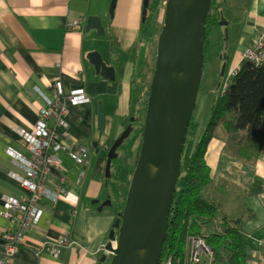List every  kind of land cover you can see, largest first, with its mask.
<instances>
[{"label": "crops", "instance_id": "1", "mask_svg": "<svg viewBox=\"0 0 264 264\" xmlns=\"http://www.w3.org/2000/svg\"><path fill=\"white\" fill-rule=\"evenodd\" d=\"M223 3L233 50L237 51L233 66H237L245 58V48L264 31V0ZM108 7L109 0H0L1 259L10 255L17 264H97L104 254H111L105 246L118 211L105 203L109 198L106 146L125 130L132 116V88L135 79L147 72L144 70L149 59L148 52H144L141 68L139 52L142 46L148 51L150 42L140 37L148 15L143 14L144 0H118L114 16ZM91 14L102 17L104 34L86 30ZM98 52L107 64L105 71H97L90 59V54ZM58 82L66 93L82 87L89 97L87 101L68 103V125L61 128L72 143L88 148L89 161L84 166L85 174L80 176L83 167L66 151H60L61 164L49 170L45 186L63 185L67 195L57 200L42 197L39 222L29 225L23 244L8 255L5 200L28 195L30 190L11 174L27 175L24 166L16 164L7 150L12 146L33 158L31 142L23 131L37 130L41 110L47 106L45 96L57 97L54 85ZM100 107L106 120L103 131ZM223 136L214 133L205 151L213 178L211 186L238 193L231 201L232 205L239 202L232 219L239 221L250 251L249 260L264 264V141L257 157L246 160L227 151ZM140 143V135H135L134 154L119 151L128 162L118 173V180L123 183L131 181ZM50 242L61 244L59 251L50 252L43 247Z\"/></svg>", "mask_w": 264, "mask_h": 264}, {"label": "water", "instance_id": "2", "mask_svg": "<svg viewBox=\"0 0 264 264\" xmlns=\"http://www.w3.org/2000/svg\"><path fill=\"white\" fill-rule=\"evenodd\" d=\"M118 0H111L114 16ZM151 0H144V17ZM214 0H166L165 17L158 37L156 63L150 84L139 157L133 169L124 208L109 234L106 250L110 264H160L168 237L172 204L182 173L187 133L197 105L204 72L207 22ZM221 4H219L220 6ZM222 17V14H221ZM188 19L189 27L185 25ZM228 23V21H226ZM104 34L102 17H87L86 30ZM97 71L107 69L101 54H90ZM226 65L223 66L222 74ZM111 75L114 77L113 70ZM79 83V80H73ZM108 151L106 176L110 175L119 147L134 131L133 120ZM101 131L105 115L99 109ZM97 146V143H95ZM153 201L151 206L149 203ZM105 203L112 204L111 198ZM107 260L104 254L97 264Z\"/></svg>", "mask_w": 264, "mask_h": 264}, {"label": "trees", "instance_id": "3", "mask_svg": "<svg viewBox=\"0 0 264 264\" xmlns=\"http://www.w3.org/2000/svg\"><path fill=\"white\" fill-rule=\"evenodd\" d=\"M218 1L220 0L213 1V7L214 5L219 7L221 3ZM157 3L154 1L155 6ZM220 18L216 10H211L209 13L206 48L210 28L221 23ZM146 84L145 80L135 79L132 88V116H135L132 123L137 134L144 128L147 104L143 107L141 103ZM143 108L144 114H142ZM212 111L211 121L200 136H198L199 121L194 115L192 117L161 262L171 256L174 264H184L187 237L190 233L206 237L214 251V264H248L251 259L239 221L224 216L219 222L218 203L205 195L213 180L211 168L205 159V151L214 135L215 127L222 121L229 136L227 151L246 160H254L257 157L259 147L264 141V61L257 64L245 58L240 64L238 74L233 77L226 90L217 95ZM129 123L131 120L127 124ZM125 141L126 139L120 147L126 146ZM122 157L120 153L117 159H113L110 175L106 177L108 197L111 198L118 215L124 208L129 188V184L118 180V173L124 163L120 160ZM211 225L216 229L203 232ZM218 251L222 252L219 256L216 254ZM111 257L112 253L107 255V260ZM106 261L104 264H110L105 263Z\"/></svg>", "mask_w": 264, "mask_h": 264}, {"label": "built area", "instance_id": "4", "mask_svg": "<svg viewBox=\"0 0 264 264\" xmlns=\"http://www.w3.org/2000/svg\"><path fill=\"white\" fill-rule=\"evenodd\" d=\"M244 56L258 63L264 61V31L258 35L253 45H249L244 50ZM239 65L233 66L228 70V74L234 77L239 72ZM56 98L45 96L42 90L38 91L45 96L47 106L41 110V118L37 130L33 132H24L23 134L31 142V151L33 158L23 155L14 147L8 148V153L12 160L19 165H23L27 175L11 172L25 187L30 190V194L21 196H11L5 200L4 214L9 220L4 235L8 241V255L13 253L24 241L25 230L29 225L39 222L43 208L40 201L43 196H49L54 200L67 195V190L63 185L56 188L45 186V180L52 167H58L62 158L60 151H66L83 168L80 176L85 174L84 166L88 163V148L79 144L76 145L69 140L65 131L61 128L67 127V113L69 111L68 103H76L89 100L82 87H76L71 92L66 93L60 82L54 85ZM52 119V123H49ZM65 242L67 239L64 240ZM57 242L45 243L44 248L50 252L59 251ZM41 248V249H44ZM214 251L208 244L203 235H188L187 249L184 257V264H214ZM168 264H173V258L170 256ZM0 264H17L12 261L10 255L6 258H0ZM248 264H254L249 261Z\"/></svg>", "mask_w": 264, "mask_h": 264}, {"label": "rangeland", "instance_id": "5", "mask_svg": "<svg viewBox=\"0 0 264 264\" xmlns=\"http://www.w3.org/2000/svg\"><path fill=\"white\" fill-rule=\"evenodd\" d=\"M154 1H157V5H154ZM221 3L219 7L212 8L213 11H217V14L220 18L221 23L215 24L213 27L210 28L209 31V41L207 42V48L205 52V64H204V72L203 77L200 85L197 105L194 111V117L196 120L199 121V128H198V136H200L201 133L204 132L205 128L207 127L208 123L211 121L212 114H213V103L215 102L217 95L220 93H223L228 85L232 82L233 77L229 76L228 70L233 67L234 64H236V58L237 54L235 55V51L233 50L234 44L230 38V29L228 26V16L225 12L224 3L223 0L218 1ZM110 3L111 0H109V7L108 11L110 9ZM166 0H151L150 1V7L147 15V19L143 23L142 30H141V39H144V42H148V51H145V47L142 46L141 50L139 52L140 58L139 61L141 62L140 67L142 68L144 66V60H145V54L144 52H148L149 59L147 60V64L144 71H147L142 76L139 75L137 78L140 81L145 80L147 82L146 86H144V94H143V100L141 105L143 107L148 102V96L150 92V84L153 76V71L156 63V55H157V45H158V37L160 34V31L162 29L164 17H165V8H166ZM96 32V29H91ZM97 34V33H96ZM98 35V34H97ZM100 35V34H99ZM102 38H104V35H101ZM101 44V43H99ZM254 42L251 44L253 45ZM247 58V57H245ZM244 58V59H245ZM243 59V60H244ZM242 60V61H243ZM241 63L238 65L240 66ZM226 65L225 72L222 74L223 66ZM237 65V66H238ZM140 68V71L142 69ZM240 68V67H239ZM145 113V110L143 108L142 114ZM129 122V120H128ZM127 122V123H128ZM128 125V124H127ZM135 131L134 135L130 138H126V147L121 146L119 147V151L123 152L125 150V154H127V150L129 151V154H134V138L135 135H140V139L142 140V133H138ZM214 133L216 135H225L227 143L229 141V136L226 133V130L224 128V125L222 121L218 123V125L214 129ZM141 145V143H140ZM139 151L140 146L137 152L135 153V163L134 167L137 163L138 157H139ZM121 153V157H122ZM117 159V158H116ZM120 160H122L123 165H127V159L126 157H122ZM128 185V183H125ZM130 184V183H129ZM207 193L205 195L207 197H210L211 200H214L218 203V221H222L223 217H236V213L239 209L238 204L239 202H235V205H232L231 201H234V198L238 193L232 194L231 192L227 191L226 187H220V188H214L212 189L211 183L209 184V189L206 190ZM216 229V227L213 228V225L210 227H207L203 230V232H210ZM192 235V233H190ZM222 252L218 251L216 254L219 256ZM112 259V258H111ZM111 259H108L105 263H110ZM160 264H168V262L163 260ZM174 264V262H173Z\"/></svg>", "mask_w": 264, "mask_h": 264}, {"label": "bare ground", "instance_id": "6", "mask_svg": "<svg viewBox=\"0 0 264 264\" xmlns=\"http://www.w3.org/2000/svg\"><path fill=\"white\" fill-rule=\"evenodd\" d=\"M185 25H186L187 28L189 27V21H188V19L185 21ZM149 204L152 206L153 205V201H151Z\"/></svg>", "mask_w": 264, "mask_h": 264}, {"label": "flooded vegetation", "instance_id": "7", "mask_svg": "<svg viewBox=\"0 0 264 264\" xmlns=\"http://www.w3.org/2000/svg\"><path fill=\"white\" fill-rule=\"evenodd\" d=\"M162 2H163V0H162ZM249 46V45H248ZM251 46V45H250ZM127 127V126H126Z\"/></svg>", "mask_w": 264, "mask_h": 264}]
</instances>
